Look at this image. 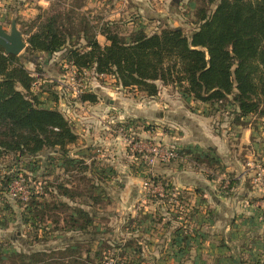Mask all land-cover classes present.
Returning a JSON list of instances; mask_svg holds the SVG:
<instances>
[{
  "label": "rangeland",
  "instance_id": "1",
  "mask_svg": "<svg viewBox=\"0 0 264 264\" xmlns=\"http://www.w3.org/2000/svg\"><path fill=\"white\" fill-rule=\"evenodd\" d=\"M200 3L0 0V23L9 31L15 19L18 29L28 32L60 12L71 22L66 27L74 34L71 43L79 47L85 45L76 33L82 21L95 33L109 22L125 40L137 29L179 27L189 33ZM213 8L208 5V11ZM96 39L106 43L101 34ZM22 60L34 76L32 94L40 105L60 110L77 139L66 147L67 155L45 148L32 156H0V264H30L20 255L42 251L45 261L39 264L67 262L72 257L52 253L78 244L82 258L87 249L91 259L102 250L98 264H264L263 118L238 119L229 99H193L178 85L158 82V92L148 96L137 87H122L112 74L76 71L63 52L36 56L37 63ZM84 94L95 101H80ZM188 111L202 116L201 122L205 117L214 135L224 139L219 153L212 146L173 143L175 131L191 132L181 117L191 116ZM152 147L175 148L181 155L165 161L157 156L150 163ZM178 172L194 175L177 179ZM60 184L83 195L77 193L74 203L59 193ZM95 193L102 197L92 203L89 195ZM35 201L57 207L33 223L37 216L27 207ZM59 202L81 204L94 214V225L72 228L66 223L69 211Z\"/></svg>",
  "mask_w": 264,
  "mask_h": 264
},
{
  "label": "trees",
  "instance_id": "2",
  "mask_svg": "<svg viewBox=\"0 0 264 264\" xmlns=\"http://www.w3.org/2000/svg\"><path fill=\"white\" fill-rule=\"evenodd\" d=\"M210 4L214 8L208 11ZM62 16L60 12L48 14L35 30L21 31L26 35V47L20 54H6L0 47V156H32L45 148L65 155L66 147L77 139L64 114L40 105L31 92L34 76L22 59L37 63L34 58L41 54L50 58L63 52L76 71L92 68L97 74H112L122 87H137L148 96L158 92V82L178 85L193 99H229L238 119L249 114L264 119V0H202L195 12L197 25L189 33L179 27H163L152 33L137 29L125 40L105 22L97 31L105 37L104 45L97 41V33L90 30L88 22L82 21L76 33H82L85 45L79 47L71 43L74 34L66 28L71 22ZM80 101H95V96L84 94ZM58 189L74 203L77 193L83 195L62 184ZM89 196L92 203L102 197L99 193ZM59 206L69 211L70 221L66 223L72 228L86 231L94 225V214L81 204L70 207L59 202ZM56 207L35 201L27 211L37 216L35 223ZM78 245L53 252L62 258L72 257L68 263H56H101L102 250H95L91 259L87 249V256L82 258ZM44 255L42 251L20 257L39 264L45 261Z\"/></svg>",
  "mask_w": 264,
  "mask_h": 264
},
{
  "label": "crops",
  "instance_id": "3",
  "mask_svg": "<svg viewBox=\"0 0 264 264\" xmlns=\"http://www.w3.org/2000/svg\"><path fill=\"white\" fill-rule=\"evenodd\" d=\"M16 26L18 28L17 23ZM100 41L101 40H98L99 43H101ZM188 113L190 112L188 111ZM189 115L191 116H188L187 114V116L182 115L181 117L190 124L189 130H191V132L187 134V133H179V131H175L174 137L176 140L173 143H175L176 145L189 144L192 146H197V147L199 146V148L205 146L207 147L212 146L213 149L219 153L221 148L224 146L223 144L224 139H219L217 138V136L214 135L213 131L208 128V123L205 117L203 122H201V118H203L202 116L197 118L196 115H192V113H190ZM163 118H164V114H163ZM179 128L180 126H175V129H179ZM248 132H249L248 130L243 131L244 139L248 135ZM174 175H176L177 179H179L178 178L179 176L180 178L187 180V179H192V176L194 174L189 172H185V173L178 172V173H174Z\"/></svg>",
  "mask_w": 264,
  "mask_h": 264
},
{
  "label": "water",
  "instance_id": "4",
  "mask_svg": "<svg viewBox=\"0 0 264 264\" xmlns=\"http://www.w3.org/2000/svg\"><path fill=\"white\" fill-rule=\"evenodd\" d=\"M0 47L6 54L18 55L26 47L23 34L16 26L15 19L10 22L9 31L0 23Z\"/></svg>",
  "mask_w": 264,
  "mask_h": 264
},
{
  "label": "built area",
  "instance_id": "5",
  "mask_svg": "<svg viewBox=\"0 0 264 264\" xmlns=\"http://www.w3.org/2000/svg\"><path fill=\"white\" fill-rule=\"evenodd\" d=\"M150 149V148H149ZM151 153L150 158H148V161L152 163L154 161L155 157H159L160 160L165 161L169 159H174L178 157V150L175 148H158V147H152L149 151Z\"/></svg>",
  "mask_w": 264,
  "mask_h": 264
}]
</instances>
